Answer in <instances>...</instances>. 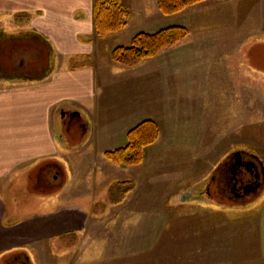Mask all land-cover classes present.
I'll return each instance as SVG.
<instances>
[{"label":"rangeland","instance_id":"1","mask_svg":"<svg viewBox=\"0 0 264 264\" xmlns=\"http://www.w3.org/2000/svg\"><path fill=\"white\" fill-rule=\"evenodd\" d=\"M122 3L129 9L127 25L117 35H107L101 41L103 55L107 49L110 53L114 47L127 46L136 33L145 30L138 28L140 16L146 14L140 12L141 8L153 4L163 15L156 0ZM202 3L163 16L167 23L169 18V26L179 25L177 20H182L189 37L199 36L203 28V37L216 38V42L205 45L204 52L218 56L202 58L198 76L191 71L193 76L186 85L192 92L175 94L172 78L171 112L152 119L159 126V137L144 149L142 162L122 167L95 154L92 147L65 155L69 150L63 151V146L73 149L92 138L93 121L85 134L81 124L87 117L74 118L58 139L64 155L27 168L11 189L12 207L22 208L20 212L24 207L27 210L15 218L23 224L15 230L20 238L8 237L0 251V264H163L164 260L171 264H264V252H250L251 259L238 257L246 249L260 250L264 234L259 232L256 215L264 207V186L245 204L200 195L207 173L223 154L247 149L264 161V75L252 67L248 69L241 57L236 58L234 66H229L226 59L229 53L239 56L240 40L254 32L258 17L255 12L243 13V7L235 11L237 0L228 11L196 14L194 8ZM131 7L139 9L138 19ZM234 20L236 26L231 27ZM16 24L8 22L0 30V59L7 72L20 71L22 60L27 66H37L35 73H49L52 68L46 58L34 63L35 56L44 54V49L31 44L36 39L29 28L22 30ZM245 24L249 27H243ZM102 54L98 61H108L109 57ZM194 63L186 62L190 70ZM217 67L233 71L225 72L215 82L216 71L212 70ZM32 72L31 67L25 70V74ZM139 97H148V104L153 98L150 91ZM151 113L155 115V110ZM102 163H107L111 171L103 169ZM102 170L107 171L106 185ZM198 185L202 189L190 195L183 193L178 199L179 191L190 192ZM126 188H130L127 193ZM29 210H36L30 218L24 216ZM32 223L38 225L33 230L38 235L22 239L28 237L24 233L29 232ZM54 224H58L56 229L48 228Z\"/></svg>","mask_w":264,"mask_h":264},{"label":"crops","instance_id":"2","mask_svg":"<svg viewBox=\"0 0 264 264\" xmlns=\"http://www.w3.org/2000/svg\"><path fill=\"white\" fill-rule=\"evenodd\" d=\"M95 1L0 0V30L8 22L19 23L16 25L22 30L29 28L30 33L36 36V41L42 44L41 40H43L48 47V59L52 68L39 80L18 79L10 82L0 79L2 82L0 84V251L4 250L2 246L9 241L10 235H15L16 239L20 238L15 230L23 224L15 218L27 210L24 207V211L20 212L22 208L12 207L14 204L10 201L11 189L20 181L27 168L42 160L64 155L58 148V139L61 135L63 137L62 132L66 126L69 127L74 118L79 119L82 115L87 117L85 124H81L85 134L89 130L90 122L93 121L92 138L86 144L83 143L73 149L63 146V151L69 150L65 155H74L75 151L92 147L95 154L103 156L105 151L125 145L127 132L140 121L152 120L154 116L166 117L169 110L171 112L172 78L175 94L192 92L186 85L190 83L187 80L193 76L191 71L195 70L194 76H198L197 69L202 65V58L211 59L212 56L213 58L218 56L204 52L205 45L216 42V38L203 37L202 28L199 36L196 34L187 36L175 47L162 50L157 56L143 61L136 67H122L110 60L108 49L104 51L106 53L104 55L100 51L99 46H103V43H100L107 37L101 39L95 35ZM234 1H206L197 5L194 12L204 14L207 10H212L214 13L219 9L228 11ZM239 7H243L241 8L243 13L255 12L258 19L254 23V32L244 35L240 40L239 56L229 53L226 59L228 63L230 61L229 66H234L236 58L241 57L248 69L251 70L252 67L254 71L264 75V0L242 2L237 0L235 11ZM131 10L137 13L134 17L138 19L139 9L134 10L131 7ZM140 12L146 13L140 16V26H138L139 30H147H142L143 32L153 33L154 30L165 28L170 24L169 18L167 23V17L159 14L153 4L141 8ZM231 19H234V14L231 15ZM177 21L179 25H183L182 20ZM230 25L235 27V20ZM242 25L239 24V27ZM243 27L249 26L245 24ZM188 28L190 30V27ZM19 42L25 43L23 40ZM101 54L108 56L109 60L98 61ZM42 55L40 53L33 58L41 60ZM251 60L255 61V65L252 66ZM186 62H195L192 64L195 66L190 70ZM25 64L20 60V67L27 66ZM212 71H216L214 78L217 82L230 69L224 72L217 67ZM230 76L233 74L230 73ZM148 91L153 97L151 104L145 103L148 97H139L140 93ZM149 106L155 110V115L151 113ZM262 135L264 138V128ZM106 165L108 164H101L103 169L111 171L108 168L110 166ZM106 172H103L104 185L107 184L108 179ZM183 193L185 192H178V199ZM35 211L29 210L24 216L28 215L30 218L35 215L33 213ZM82 213L84 214L83 211ZM256 216L259 232L264 234V207ZM11 218L13 223L9 224ZM73 218L72 216L71 219ZM32 225V228L28 225L29 232L24 233L28 237L22 239L27 240L38 235V232L33 231L38 229V225L36 226V223ZM50 226L56 229L58 224L49 225L48 228ZM23 230L26 231L25 228ZM57 234L56 232L55 235ZM180 234L181 232L179 236ZM260 241H262L258 246L260 250L246 249L241 253L237 252L238 257L242 256L245 259L250 256L251 259L250 252H264V238H260ZM245 253L246 255H242ZM163 264H171V261L164 260Z\"/></svg>","mask_w":264,"mask_h":264},{"label":"trees","instance_id":"3","mask_svg":"<svg viewBox=\"0 0 264 264\" xmlns=\"http://www.w3.org/2000/svg\"><path fill=\"white\" fill-rule=\"evenodd\" d=\"M207 0H156L157 7L163 15H173L194 4ZM129 11L121 0H96L94 5V32L96 37L104 38L123 30L127 25ZM188 34V29L182 25L169 26L153 33H136L127 46L114 47L110 53L112 62L125 67L133 68L143 61L157 56L162 50L170 48L182 41ZM36 39V36H32ZM31 41L37 48L44 49L42 59L49 61L48 47L43 40ZM44 56V57H43ZM41 59V60H42ZM39 63V60L34 62ZM0 59V79L7 80H39L47 73H35L37 66L29 64L20 67L18 72H7V67ZM32 68V73L25 70ZM10 68V67H9ZM159 126L154 120H144L131 128L126 134L125 145L105 151L103 156L109 162L122 167L137 166L142 162L144 149L153 145L159 137ZM130 188H126L127 193Z\"/></svg>","mask_w":264,"mask_h":264},{"label":"flooded vegetation","instance_id":"4","mask_svg":"<svg viewBox=\"0 0 264 264\" xmlns=\"http://www.w3.org/2000/svg\"><path fill=\"white\" fill-rule=\"evenodd\" d=\"M207 179L203 189L200 188V195L245 204L251 194H256L264 186V161L247 149L233 150L215 162ZM198 189L195 186L185 195ZM197 197L195 195L194 199Z\"/></svg>","mask_w":264,"mask_h":264}]
</instances>
